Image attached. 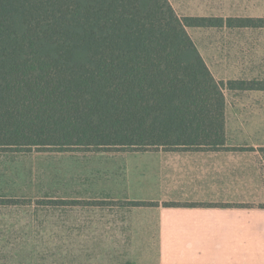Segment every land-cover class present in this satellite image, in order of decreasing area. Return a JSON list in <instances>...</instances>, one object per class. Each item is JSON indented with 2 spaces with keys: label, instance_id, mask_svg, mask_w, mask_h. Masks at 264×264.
Returning a JSON list of instances; mask_svg holds the SVG:
<instances>
[{
  "label": "trees",
  "instance_id": "1",
  "mask_svg": "<svg viewBox=\"0 0 264 264\" xmlns=\"http://www.w3.org/2000/svg\"><path fill=\"white\" fill-rule=\"evenodd\" d=\"M223 26L264 17L180 15L169 0H0V149L220 148L224 89L264 90L215 79L187 30Z\"/></svg>",
  "mask_w": 264,
  "mask_h": 264
},
{
  "label": "crops",
  "instance_id": "2",
  "mask_svg": "<svg viewBox=\"0 0 264 264\" xmlns=\"http://www.w3.org/2000/svg\"><path fill=\"white\" fill-rule=\"evenodd\" d=\"M231 91L264 98V90L239 88H225L224 97ZM256 102L233 107L229 123L225 98L220 148L127 151L118 186L61 202L72 211L62 221L72 226L55 264H264V99ZM9 248L6 242L1 250L0 241V264H41Z\"/></svg>",
  "mask_w": 264,
  "mask_h": 264
},
{
  "label": "rangeland",
  "instance_id": "3",
  "mask_svg": "<svg viewBox=\"0 0 264 264\" xmlns=\"http://www.w3.org/2000/svg\"><path fill=\"white\" fill-rule=\"evenodd\" d=\"M169 1L180 15L264 16V0ZM187 30L215 78L264 79V29L223 26ZM225 98L229 123L235 121L233 107L247 109L259 105L254 101L264 99L263 95L253 97L242 91L227 92ZM133 150L0 149V198L18 202L0 207L1 250L8 242L9 250L19 260L31 255L34 262L55 264L58 244L61 247L66 239L63 232L72 226L65 217L62 221V214L71 215V208L63 211L59 204L78 202L83 197L97 198L105 189L118 186L123 156ZM261 168L264 171V165Z\"/></svg>",
  "mask_w": 264,
  "mask_h": 264
},
{
  "label": "built area",
  "instance_id": "4",
  "mask_svg": "<svg viewBox=\"0 0 264 264\" xmlns=\"http://www.w3.org/2000/svg\"><path fill=\"white\" fill-rule=\"evenodd\" d=\"M263 177H264V171H263Z\"/></svg>",
  "mask_w": 264,
  "mask_h": 264
}]
</instances>
